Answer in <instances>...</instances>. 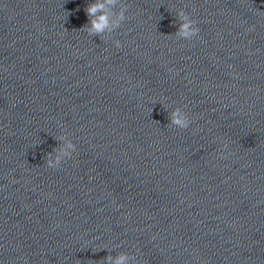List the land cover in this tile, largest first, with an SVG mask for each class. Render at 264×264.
<instances>
[{
    "label": "clouds",
    "instance_id": "9594fccd",
    "mask_svg": "<svg viewBox=\"0 0 264 264\" xmlns=\"http://www.w3.org/2000/svg\"><path fill=\"white\" fill-rule=\"evenodd\" d=\"M117 0H95V2L89 4L85 11L88 15L89 25L86 27V31L89 35L102 34L105 31H112L120 27L121 23L126 19L125 12L127 10V5L124 4L119 13L116 14L115 19H110L109 12L106 11L108 6H115ZM179 15L181 16L183 22L179 28V36L182 39H192L199 33V28L196 26V21L190 19L189 16L182 10ZM115 45L119 48L120 41H115ZM171 124L179 129H187L190 124V120L187 114L182 111L180 107H176L171 116ZM75 145L69 142L66 146L67 149H72L75 151ZM65 156H71L72 152L67 150L63 153ZM59 160V158H58ZM59 164L53 165L49 163V168H57ZM127 257L125 255H120L116 260L115 264H124Z\"/></svg>",
    "mask_w": 264,
    "mask_h": 264
}]
</instances>
